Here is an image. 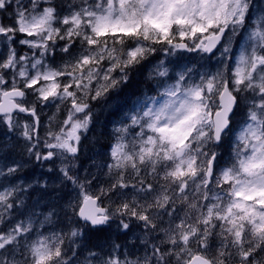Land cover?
<instances>
[{
	"label": "snow or ice",
	"instance_id": "6c2138e0",
	"mask_svg": "<svg viewBox=\"0 0 264 264\" xmlns=\"http://www.w3.org/2000/svg\"><path fill=\"white\" fill-rule=\"evenodd\" d=\"M255 7L253 0H80L62 15L53 0H0V37L6 48L0 59L4 135L19 128L29 156L61 160L62 183H70L77 193L65 215L70 211L81 225L44 235L40 229L58 214L33 210L7 231L0 230V264H76L73 245L79 247L76 240L85 228L102 233L115 223L118 230L129 231L133 220L140 222L145 241L148 233H156L159 243L151 245L150 253L130 259L119 245L107 252L96 245L101 251H90L83 264H264V4L262 14L248 25L247 40L230 73L225 65L222 71L194 74L179 57L169 61L175 65L171 76L164 61L156 65L157 94L138 98L128 123L116 129L120 135L111 151L113 162L106 165L108 175L114 173L108 187L86 191L92 181L81 183L70 174L82 136L93 122L91 102L126 83L129 70L152 56L157 46L170 56H204L219 48L226 57ZM18 35L25 38L17 40ZM57 39L65 42L60 51L69 55L80 44L73 61L60 69L45 63ZM14 43L27 46L28 52L18 54ZM60 77L67 82L62 84ZM241 93L252 94L247 118L232 163L217 172L215 149L231 131L238 97L245 98ZM28 95L34 100L28 101ZM65 104L59 130H52L50 118L42 142L37 105H54L59 111ZM19 113L28 114L31 123L21 124ZM20 167L6 166L0 176L7 179ZM147 176L164 183L149 182ZM27 187H0V224L11 218L14 208L24 206L21 194ZM40 191L41 199L49 195L46 183ZM113 196L118 202L105 204ZM38 206L39 201L33 209ZM40 215L42 221L33 219ZM214 247L215 254H210Z\"/></svg>",
	"mask_w": 264,
	"mask_h": 264
},
{
	"label": "rangeland",
	"instance_id": "374dc122",
	"mask_svg": "<svg viewBox=\"0 0 264 264\" xmlns=\"http://www.w3.org/2000/svg\"><path fill=\"white\" fill-rule=\"evenodd\" d=\"M60 1L61 6L65 8V0ZM24 2L27 4V0H24ZM68 2L70 4H79L80 0H68ZM253 3L256 7L252 12V19L246 21L245 29L241 30L235 37L232 45V51L227 54L226 57L221 56L219 48L214 50V53L204 56L192 52H184L182 55L180 53H176L170 56L166 50H161V47L157 46V51L152 56H149L146 61L137 65L134 69L129 70L128 81L126 83L121 84L118 89L110 91L103 100L99 102H91L93 122L90 125L88 132L82 136L81 150L78 153V157L72 160V163L75 164V168L70 173L71 175L77 176L81 183L85 180L92 181L90 187L86 186V191L94 193L100 187L106 188L111 182H113L114 173L113 176H109L106 165L113 162L111 151L116 145L117 138L120 135L116 129L121 127L123 124L128 123L126 117L132 109L133 103L138 98H142L145 94L149 96L157 94L155 87L157 80L154 78L153 72L156 65L160 61H164V65L169 69V75L171 76L173 74L172 69L175 65L173 63H169V61H176L179 57L180 63L192 68L194 74L204 72L215 73L217 71H222L224 70L225 65L230 73L234 69L237 57L241 52L242 46L247 40L248 25L253 23L255 19L262 14L260 12V8L262 4H264V0H253ZM13 7H15V5H13ZM58 12L62 15H67L68 9H63ZM5 23H11V21L5 20ZM59 26V24L55 25V27ZM24 38V35L17 36V40ZM64 44L65 42L62 40L57 39L55 41V51L53 54L45 57L46 64L51 65L53 68L60 69L64 64L71 63L73 61L80 50L79 42L77 41L73 48L70 49L71 55L60 51V49L64 47ZM13 47L16 48L18 54L28 52L27 46L20 45L18 43H14ZM5 55L6 48L4 46L3 38L0 37V59H3ZM106 66L107 65H105V67ZM178 70L179 69H177V71ZM113 75H118V73H114ZM59 80L62 84L67 82L65 77H60ZM171 82L172 81H169V83ZM241 97H245L244 99L239 97V102H241L243 107L239 112H234V115L231 117V131L228 132L227 136H225L221 142L222 144L226 141L230 142L233 148L231 156L228 163L225 161H223V163L217 161V172L232 163L238 143L237 136L239 135L240 129L244 125L247 118L248 106L252 99V94L241 93ZM27 100H34V96L28 95ZM66 108L67 104L60 105L59 111H57V108L54 105H37V111L40 117L39 135L42 142L47 138L46 133L49 129L50 118L52 130L58 131L60 122L65 118ZM16 118L21 124L25 122L31 123V120L28 118V114L26 113H19ZM6 131L7 130L3 123H0V148H2V150H0V169L6 172V166L10 167L14 164H19L21 167L16 173L8 176L7 179L0 176V187L12 185H22L24 187L31 185V187H27V192L21 194V199L24 200V206L19 208V210L14 208L11 218L6 220L5 223L0 224V230L7 231V229L15 222L26 219L27 215L33 210L37 213H46L54 210L58 214L53 216L52 220L45 223L44 227L40 229L44 235L61 232L67 233L69 231V225H71V227L81 226L75 223L74 217L70 211L67 215H65L67 204L69 201L75 203L77 193L70 183H62L59 172L61 160L59 158H55L54 162L37 161L34 157L29 156L27 152L28 142L20 135L21 130L19 128L15 129L7 136L4 135ZM138 131L139 128L134 130L130 129L131 135H135ZM130 138L131 136L129 139ZM107 145H109V148H107ZM216 149L215 151L219 155L220 147H217ZM40 151H44L42 144L40 146ZM141 175L143 176L145 173L142 171ZM160 175L162 177L163 173L161 172ZM126 178L131 179V176L128 175ZM146 178L149 182H159L160 184L164 183L160 177H157L156 181H153L151 176H147ZM132 182L135 183V180L133 179ZM45 183L47 184L49 195H46L43 199H41L40 189L45 185ZM125 191L129 193L127 198H130L132 190L128 189ZM37 201H39V206L33 209V205H35ZM113 202H118V198L116 196H113L111 201L106 200L105 204ZM33 219L42 221L43 215L34 217ZM165 220H167V217H165ZM131 223L132 228L129 231L123 229L118 230L115 223H113L110 229H106L102 233H93L85 228V235L76 240V245H79V247L73 245L77 253V256L74 258L76 264H83L90 251L100 252L101 247H96V245L102 246L104 252L109 251L113 244L119 245L120 250L126 253L130 259L142 257L146 252L150 253L151 245L159 243L158 240L153 238L156 236V233H148L147 240L145 241V232L141 227H139L140 222L133 220ZM166 226L167 225H165V227ZM100 236H102L104 240H100L99 243L97 240ZM93 240L95 241V244L91 245V241L93 242ZM215 250L216 249L214 247L210 254H215ZM69 255L71 256V252Z\"/></svg>",
	"mask_w": 264,
	"mask_h": 264
},
{
	"label": "trees",
	"instance_id": "16d2710c",
	"mask_svg": "<svg viewBox=\"0 0 264 264\" xmlns=\"http://www.w3.org/2000/svg\"><path fill=\"white\" fill-rule=\"evenodd\" d=\"M53 3H54L55 6H57V10L58 11H62L63 9H65V10L68 9L67 6L70 4L68 2V0H65L64 1V6H66V7L64 8V7L61 6V1L60 0H54ZM139 85H141V84H139ZM218 147H220V149H219L220 154L217 157V161L220 162V163H223V161L228 163V160H229V158L231 156V152H232V149H233L231 147L230 142H227V141L223 142V144L221 143V146H218ZM107 148H109V145H107ZM216 150H218V149H216ZM93 233H95V232H93ZM100 240L102 241V240H104V238H102V236H100V238L97 241L100 243ZM98 242H96V243H98ZM94 244H95V241L94 240H93V242L91 241V245H94Z\"/></svg>",
	"mask_w": 264,
	"mask_h": 264
},
{
	"label": "water",
	"instance_id": "95a60500",
	"mask_svg": "<svg viewBox=\"0 0 264 264\" xmlns=\"http://www.w3.org/2000/svg\"><path fill=\"white\" fill-rule=\"evenodd\" d=\"M230 124H231V122H230Z\"/></svg>",
	"mask_w": 264,
	"mask_h": 264
}]
</instances>
